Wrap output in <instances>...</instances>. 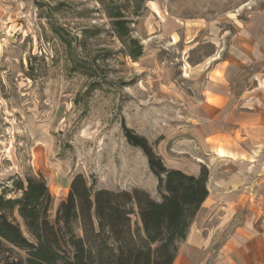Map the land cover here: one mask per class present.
<instances>
[{"label": "rangeland", "instance_id": "obj_1", "mask_svg": "<svg viewBox=\"0 0 264 264\" xmlns=\"http://www.w3.org/2000/svg\"><path fill=\"white\" fill-rule=\"evenodd\" d=\"M250 40L264 52V0H0V196L19 198L20 184L41 175L53 221L81 174L93 192L160 201L157 177L123 128L166 168L190 171L200 162L192 103L211 69ZM262 67V57L242 67L233 92ZM6 213L31 242L17 208ZM26 258V249L0 246V264Z\"/></svg>", "mask_w": 264, "mask_h": 264}, {"label": "trees", "instance_id": "obj_2", "mask_svg": "<svg viewBox=\"0 0 264 264\" xmlns=\"http://www.w3.org/2000/svg\"><path fill=\"white\" fill-rule=\"evenodd\" d=\"M123 131L127 141L146 156L163 190L160 201L143 192H93L85 178L77 174L51 221L46 181L41 175L29 176L26 186L18 187L22 192L19 198L3 200L0 196V246L7 241L26 249V264H172L176 242L185 238L208 195L207 171L202 168L194 176L166 168L144 137L127 127ZM131 202L137 206L141 233L132 227ZM15 207L31 242L6 213Z\"/></svg>", "mask_w": 264, "mask_h": 264}, {"label": "crops", "instance_id": "obj_3", "mask_svg": "<svg viewBox=\"0 0 264 264\" xmlns=\"http://www.w3.org/2000/svg\"><path fill=\"white\" fill-rule=\"evenodd\" d=\"M251 41L240 50L235 43L238 50L211 69L204 97L192 103L200 162L186 173L205 168L208 195L172 264H264V52ZM260 57L253 83L234 93L240 69Z\"/></svg>", "mask_w": 264, "mask_h": 264}]
</instances>
